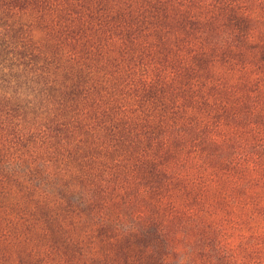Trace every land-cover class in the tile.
I'll return each mask as SVG.
<instances>
[{
  "label": "rangeland",
  "instance_id": "1",
  "mask_svg": "<svg viewBox=\"0 0 264 264\" xmlns=\"http://www.w3.org/2000/svg\"><path fill=\"white\" fill-rule=\"evenodd\" d=\"M264 0H0V264H264Z\"/></svg>",
  "mask_w": 264,
  "mask_h": 264
},
{
  "label": "trees",
  "instance_id": "2",
  "mask_svg": "<svg viewBox=\"0 0 264 264\" xmlns=\"http://www.w3.org/2000/svg\"><path fill=\"white\" fill-rule=\"evenodd\" d=\"M264 149V148H263Z\"/></svg>",
  "mask_w": 264,
  "mask_h": 264
}]
</instances>
